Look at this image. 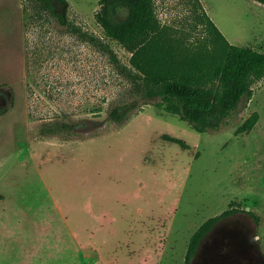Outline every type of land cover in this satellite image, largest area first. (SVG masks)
I'll list each match as a JSON object with an SVG mask.
<instances>
[{"label":"rangeland","instance_id":"rangeland-1","mask_svg":"<svg viewBox=\"0 0 264 264\" xmlns=\"http://www.w3.org/2000/svg\"><path fill=\"white\" fill-rule=\"evenodd\" d=\"M201 1L230 42L264 48L263 3ZM68 2L55 1L64 23L36 1L0 0V264H185L191 235L233 200L261 222L223 219L192 264H264V78L200 132L135 94L90 39L129 63L97 22L99 0ZM191 8L156 0L161 23L183 33Z\"/></svg>","mask_w":264,"mask_h":264},{"label":"trees","instance_id":"trees-1","mask_svg":"<svg viewBox=\"0 0 264 264\" xmlns=\"http://www.w3.org/2000/svg\"><path fill=\"white\" fill-rule=\"evenodd\" d=\"M53 13L56 0H32ZM66 5L68 0H59ZM192 31L180 32L162 24L156 12V0H99L95 14L105 36L131 53L129 63L121 61L110 43L90 37L110 54L117 71L131 82L132 91L144 98H158L157 105L180 116L200 132L218 130L222 122L254 94V84L264 78V48L233 44L208 14L201 0H190ZM264 4V0H257ZM124 12H121L122 10ZM61 20L65 23V14ZM201 34L192 39L193 31ZM204 33V34H203ZM187 34V35H186ZM84 37L88 33H83ZM116 105L114 121L123 122L127 112ZM260 118L253 112L237 129L250 132ZM184 146L176 137L166 135ZM1 197V195H0ZM236 213H244L261 222L254 210L233 200L221 213L205 220L191 235L185 264H191L216 225Z\"/></svg>","mask_w":264,"mask_h":264},{"label":"water","instance_id":"water-1","mask_svg":"<svg viewBox=\"0 0 264 264\" xmlns=\"http://www.w3.org/2000/svg\"><path fill=\"white\" fill-rule=\"evenodd\" d=\"M194 258H195V257H194ZM193 260H194V259H193ZM192 263H193V261H192ZM192 263H191V264H192Z\"/></svg>","mask_w":264,"mask_h":264}]
</instances>
